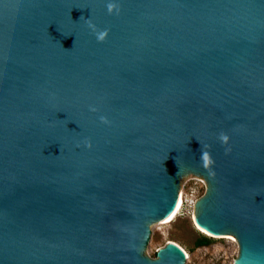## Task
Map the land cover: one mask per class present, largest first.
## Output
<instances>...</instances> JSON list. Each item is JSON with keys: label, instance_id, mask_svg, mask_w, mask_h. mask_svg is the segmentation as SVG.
I'll list each match as a JSON object with an SVG mask.
<instances>
[{"label": "water", "instance_id": "95a60500", "mask_svg": "<svg viewBox=\"0 0 264 264\" xmlns=\"http://www.w3.org/2000/svg\"><path fill=\"white\" fill-rule=\"evenodd\" d=\"M119 6L0 0V264H185L144 251L186 175L200 227L264 264V0Z\"/></svg>", "mask_w": 264, "mask_h": 264}, {"label": "rangeland", "instance_id": "374dc122", "mask_svg": "<svg viewBox=\"0 0 264 264\" xmlns=\"http://www.w3.org/2000/svg\"><path fill=\"white\" fill-rule=\"evenodd\" d=\"M199 177L186 175L180 180V197L184 203L180 212L169 223L164 220L151 225V238L144 254L149 259H156L157 252L169 242L177 243L188 254L185 264H235L240 255L236 238L213 236L200 231L194 221L197 202L206 194V187ZM213 239L211 245L196 248L195 243L201 235Z\"/></svg>", "mask_w": 264, "mask_h": 264}, {"label": "clouds", "instance_id": "9594fccd", "mask_svg": "<svg viewBox=\"0 0 264 264\" xmlns=\"http://www.w3.org/2000/svg\"><path fill=\"white\" fill-rule=\"evenodd\" d=\"M107 8L110 14H119L120 12L119 0H107ZM92 27H93V34L95 35L97 41L104 42L108 38L109 36L108 29H99L95 25H93ZM91 110L96 111L97 109L93 107ZM100 119L102 122H105V123L108 122L107 117L101 116ZM219 138L222 142H227L228 140V136L223 133H221ZM90 146L91 145L89 144V147ZM201 159H202L204 167L209 168L210 169L209 174L212 175L213 173L211 171V168L214 164V159L211 156V154L209 152H203Z\"/></svg>", "mask_w": 264, "mask_h": 264}, {"label": "bare ground", "instance_id": "6f19581e", "mask_svg": "<svg viewBox=\"0 0 264 264\" xmlns=\"http://www.w3.org/2000/svg\"><path fill=\"white\" fill-rule=\"evenodd\" d=\"M183 203H184V197L181 196V197L179 198V200H178V203H177L175 209L173 210V212H172L169 216H167V217L164 219L163 224H167V223L171 222V221L176 217V215L180 212V210H181V208H182V206H183ZM194 221H195V223H196V225H197V227H198V229H199L200 231H202L203 233H206V234H210L207 230H205L204 228L200 227V225L197 223L195 217H194ZM172 243H174V242H172ZM176 244H177V243H176ZM177 245H178V244H177ZM181 248H182V247H181ZM182 249H183V248H182ZM183 251L186 253V256H187V258H188V254H187V252H186L184 249H183Z\"/></svg>", "mask_w": 264, "mask_h": 264}, {"label": "trees", "instance_id": "16d2710c", "mask_svg": "<svg viewBox=\"0 0 264 264\" xmlns=\"http://www.w3.org/2000/svg\"><path fill=\"white\" fill-rule=\"evenodd\" d=\"M212 242H213L212 238L202 234L196 241L195 246L196 248L206 247L211 245Z\"/></svg>", "mask_w": 264, "mask_h": 264}, {"label": "built area", "instance_id": "2783aa9c", "mask_svg": "<svg viewBox=\"0 0 264 264\" xmlns=\"http://www.w3.org/2000/svg\"><path fill=\"white\" fill-rule=\"evenodd\" d=\"M200 181H201V183L206 187V190H207V183H206V181L203 179V178H198Z\"/></svg>", "mask_w": 264, "mask_h": 264}]
</instances>
